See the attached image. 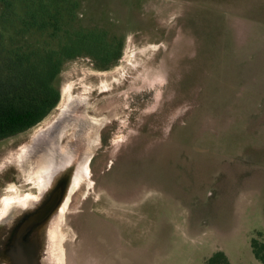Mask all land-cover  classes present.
Listing matches in <instances>:
<instances>
[{"label":"rangeland","instance_id":"obj_1","mask_svg":"<svg viewBox=\"0 0 264 264\" xmlns=\"http://www.w3.org/2000/svg\"><path fill=\"white\" fill-rule=\"evenodd\" d=\"M41 1V21L101 34L121 56L104 70L92 52L69 61L58 107L0 141L1 234L45 195L27 152L72 102L80 117L56 158H89L88 174L37 244L40 264H103L104 239L120 264H206L219 251L261 264L251 241H264V0ZM27 2L0 0V31L4 17L22 30ZM52 30L41 47L58 49ZM83 121L90 139L79 141Z\"/></svg>","mask_w":264,"mask_h":264},{"label":"trees","instance_id":"obj_2","mask_svg":"<svg viewBox=\"0 0 264 264\" xmlns=\"http://www.w3.org/2000/svg\"><path fill=\"white\" fill-rule=\"evenodd\" d=\"M3 4L6 11L14 10L11 2L3 1ZM45 6L41 0H28L27 14L20 20L22 30L19 33L6 30L9 19L3 18L4 32L0 31V141L36 127L58 107L60 77L69 61L86 52L95 54L96 60L103 64L117 61L121 56V45L117 42L105 44L101 34L63 31L58 16L41 21L40 13L49 11ZM18 24L16 21L11 27ZM45 27L53 28L49 38L58 43V49L41 47L40 31ZM33 37L38 39L33 41ZM13 42L21 43L14 46ZM251 248L256 260L264 264V241L252 239ZM206 264L231 262L219 251Z\"/></svg>","mask_w":264,"mask_h":264},{"label":"bare ground","instance_id":"obj_3","mask_svg":"<svg viewBox=\"0 0 264 264\" xmlns=\"http://www.w3.org/2000/svg\"><path fill=\"white\" fill-rule=\"evenodd\" d=\"M72 105V102L67 105L60 118L56 120L53 125L47 127L38 134L34 146H31L32 149L27 152L28 156L33 159L36 165L37 175H39V187L43 193L45 192V195L39 203L46 199L54 188L60 184L59 181H61L60 178L62 175L70 174L69 185L65 190L64 196L48 222L45 224L48 236L50 235L48 224L50 225L60 212L62 213L65 211V207L68 204L73 189L80 183L83 177L88 174L87 165L90 162L89 158H84L82 161L78 162L74 159V156L70 155L68 152L61 157L60 162H58L56 158L59 142L64 137V133L69 126L68 120L73 121L76 117H80V112ZM82 123L80 131L83 132H81L78 137L79 141L80 138L84 140L90 139L89 128L85 126L87 122L83 121ZM90 123L92 122L87 124Z\"/></svg>","mask_w":264,"mask_h":264},{"label":"flooded vegetation","instance_id":"obj_4","mask_svg":"<svg viewBox=\"0 0 264 264\" xmlns=\"http://www.w3.org/2000/svg\"><path fill=\"white\" fill-rule=\"evenodd\" d=\"M99 67L103 65H108V63H101L98 60H95ZM144 135V134H143ZM64 138V137H63ZM63 138L60 142L63 141ZM145 140H137L134 142V145L131 146V148L137 147L138 145H141L142 143H148L144 142ZM59 142V143H60ZM111 142V141H109ZM69 177L70 174H65L61 176V181L58 186L54 188L52 193L44 199L41 203H39L35 208L24 215L21 219H19L17 222L13 223L11 228L7 230L5 233L6 235L1 234L0 230V260L6 261L10 264H40L39 260V253H37V244L43 248L44 245V237H45V224L48 222L54 211L57 207L53 209L51 214L47 216L46 219H43L45 216V211L49 207V203L53 197V194L59 193V190H66L67 186L69 185ZM59 179V180H60ZM107 191L108 190H117V188L114 189L113 184L110 183V181L107 182ZM49 225V224H48ZM123 230V234H124ZM41 235L42 239L39 240V236ZM37 239L36 244L35 239ZM121 238H124L123 236H119V240ZM104 246L103 250L108 251L105 253H102L103 255V264H109L110 261L113 263L120 264V258L115 257L110 252L111 249V242H108L106 239H104ZM39 241H41L39 243ZM122 242V241H120ZM36 245V247H35ZM114 257V258H112ZM112 258V260H111ZM117 260V261H116Z\"/></svg>","mask_w":264,"mask_h":264},{"label":"water","instance_id":"obj_5","mask_svg":"<svg viewBox=\"0 0 264 264\" xmlns=\"http://www.w3.org/2000/svg\"><path fill=\"white\" fill-rule=\"evenodd\" d=\"M59 191H60L59 193L57 192V193L53 194V197H52V199H51V201L49 203V207L45 211V216H44L43 219H46L47 216H49L51 214L53 209L60 204V202H61V200H62V198L64 196L65 190L61 189Z\"/></svg>","mask_w":264,"mask_h":264}]
</instances>
